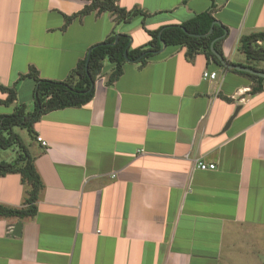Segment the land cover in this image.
<instances>
[{
    "label": "crops",
    "instance_id": "1",
    "mask_svg": "<svg viewBox=\"0 0 264 264\" xmlns=\"http://www.w3.org/2000/svg\"><path fill=\"white\" fill-rule=\"evenodd\" d=\"M86 4L0 0V86L30 67L63 81L113 35L137 48L148 31L202 12L227 29L220 48L231 64H249L239 40L264 32V0H115L146 16L124 23L92 12L63 29ZM185 52L166 47L144 65L126 62L109 84L105 63L87 104L33 124L27 148L43 187L32 217H0V264H264V80L250 94L251 79ZM33 86L18 84L15 104L27 111ZM13 108L0 103V114ZM27 191L19 174L0 176V205L24 208Z\"/></svg>",
    "mask_w": 264,
    "mask_h": 264
},
{
    "label": "trees",
    "instance_id": "2",
    "mask_svg": "<svg viewBox=\"0 0 264 264\" xmlns=\"http://www.w3.org/2000/svg\"><path fill=\"white\" fill-rule=\"evenodd\" d=\"M85 1L87 4L82 10L64 17L63 29L73 20L81 19L92 12L96 14L109 12L116 17L117 22L124 23L130 22L137 15L146 16L145 12L137 8L125 10L119 7L115 4V0ZM214 21L215 19L210 11L199 13L180 25H170L158 30L148 31L150 40L137 48L130 47V37L128 35H113L91 47L89 53L77 63L76 67L63 81L40 78L38 72L30 67L28 72L21 75L12 87L0 86V91L7 94L6 99L0 103L6 106L14 105L10 114H0V151L11 149L15 154L12 161L0 162V176L19 174L23 184L28 187L24 202L25 207L14 209L0 205V217H32L36 212L35 202L38 193L43 187L35 170L33 157L30 155L27 145L15 130H24L31 138H34L33 124L43 115L54 110L81 107L92 99L94 82L101 74L105 63L110 64L112 67L107 78L109 84L117 80L122 74L123 65L127 62L126 59L144 65L149 60L158 57L159 54H151L150 51L159 50L162 47V42L166 47H184L188 59H192L197 53H202L207 61H212L216 66L223 68L211 54L210 45L213 42V48L222 56L220 44L223 38L221 36L227 29L224 26L214 25L212 32L207 35ZM115 39L116 43H114ZM238 48L243 53L246 61L250 62L245 66L256 69L251 63L264 61V32L242 36ZM124 54H126V58ZM230 71L255 82L250 94L262 90L263 78L235 70ZM260 71L264 73V69ZM25 78L32 79L34 84L32 109L30 111H27L26 105L23 103L15 104L18 84Z\"/></svg>",
    "mask_w": 264,
    "mask_h": 264
},
{
    "label": "water",
    "instance_id": "3",
    "mask_svg": "<svg viewBox=\"0 0 264 264\" xmlns=\"http://www.w3.org/2000/svg\"><path fill=\"white\" fill-rule=\"evenodd\" d=\"M214 25H218V22H216V21L212 22V25H211V27H210L209 32L207 33V35H209L212 32ZM183 31H184V29H183ZM159 35H160V33H159ZM225 36H226V31H224V34L221 36V38H224ZM114 43H116V39H115V42ZM165 48H166V45L162 42V47L159 50H157V51H150V53L151 54H160L161 52H163V50ZM210 52L218 60V62L220 63V65L222 67H224L225 69L236 70L238 72H243V73H246V74L255 75V76H258V77L264 79V73H262L259 70L252 69V68H248L246 66H240V65L231 64L228 61H226L221 55L218 54L217 51H215V49L213 48V42L210 45ZM124 57L126 58V54H124ZM126 60H127V62H131L128 59H126ZM20 227H21V224H20V222H18L13 227V230H12L11 234L13 236H19Z\"/></svg>",
    "mask_w": 264,
    "mask_h": 264
},
{
    "label": "built area",
    "instance_id": "4",
    "mask_svg": "<svg viewBox=\"0 0 264 264\" xmlns=\"http://www.w3.org/2000/svg\"><path fill=\"white\" fill-rule=\"evenodd\" d=\"M215 77H216V73H214V72H212V73L204 72L203 73V78H205V79L213 80ZM36 141L39 142L42 147H46L47 146V142L42 140V138H40V137H36ZM197 168L199 170H203V171L214 170L215 169V164L198 162L197 163Z\"/></svg>",
    "mask_w": 264,
    "mask_h": 264
},
{
    "label": "rangeland",
    "instance_id": "5",
    "mask_svg": "<svg viewBox=\"0 0 264 264\" xmlns=\"http://www.w3.org/2000/svg\"><path fill=\"white\" fill-rule=\"evenodd\" d=\"M15 131H17V130H15ZM17 133L19 134V136L22 139V141L27 145L29 137L27 136L26 131L18 130ZM6 156H12V158L14 159V157H15L14 151H12L11 149L0 151V159L1 158H6ZM10 161H12V160H10Z\"/></svg>",
    "mask_w": 264,
    "mask_h": 264
}]
</instances>
